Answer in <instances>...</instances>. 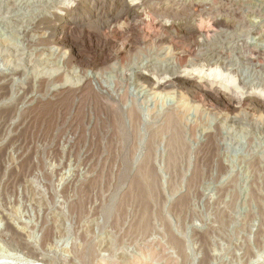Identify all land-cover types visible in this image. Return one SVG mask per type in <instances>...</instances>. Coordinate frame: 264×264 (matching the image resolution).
Segmentation results:
<instances>
[{
    "label": "rangeland",
    "instance_id": "rangeland-1",
    "mask_svg": "<svg viewBox=\"0 0 264 264\" xmlns=\"http://www.w3.org/2000/svg\"><path fill=\"white\" fill-rule=\"evenodd\" d=\"M65 1L0 0V111L15 108L0 114V264H264V110L248 102L230 112L187 86L153 90L140 77L216 67L239 94L264 92V0H214L198 14L191 4L209 0H149L147 13L159 10L149 11L151 36L116 37L108 62L85 71L57 43ZM221 18L229 24L217 26ZM167 23H198L210 35L181 38ZM87 72L113 87L111 104L85 96L75 113V102L54 96L20 112L32 95L78 85ZM170 112L182 122L174 136L164 130ZM73 134L80 146L57 147Z\"/></svg>",
    "mask_w": 264,
    "mask_h": 264
},
{
    "label": "bare ground",
    "instance_id": "bare-ground-1",
    "mask_svg": "<svg viewBox=\"0 0 264 264\" xmlns=\"http://www.w3.org/2000/svg\"><path fill=\"white\" fill-rule=\"evenodd\" d=\"M65 1V0H64ZM154 1V0H153ZM237 0H235L236 2ZM175 2V1H174ZM185 2V1H184ZM223 2V1H222ZM152 3V2H151ZM227 3V2H226ZM158 4V3H157ZM217 6V3L214 2V0L209 1H201L197 3H193L190 6V9H194L193 11L198 13H203L206 10L210 9L211 6L215 5ZM235 4V3H234ZM240 4V2H239ZM243 3H241L242 5ZM149 5V0H67L63 3L61 7V11L59 13L55 14L56 22L53 25V28L57 32V43L61 47H69V51L65 53V61L69 63L71 60L76 59L81 65L80 69L84 70V65L87 64H99L101 62L106 61L108 58V50L110 52L112 51V47H114L115 38L120 37L124 35L126 32H131L133 35V38H135L136 41L146 40L147 36H151V30L155 27V24L153 21H151L152 14L149 12L150 10H154L155 12H158L159 10L154 7L150 8L148 13L146 10L147 6ZM162 5V4H161ZM235 6V5H234ZM150 7V6H149ZM161 7V6H160ZM240 7V6H239ZM164 8V7H162ZM180 8V7H179ZM178 8V9H179ZM160 9V8H159ZM169 9V8H168ZM181 9V8H180ZM261 9V8H260ZM165 11V10H164ZM163 11V12H164ZM167 11V10H166ZM174 11V10H173ZM176 11V10H175ZM178 11V10H177ZM162 12V11H161ZM162 12V13H163ZM168 12V11H167ZM170 13V12H169ZM177 13V12H175ZM174 13V14H175ZM179 13V12H178ZM215 13V12H214ZM146 14H149L151 18L146 19L143 18L146 16ZM171 14V13H170ZM52 15V14H51ZM195 14H193L194 16ZM201 17V16H200ZM199 17V18H200ZM220 18V17H219ZM186 19V18H185ZM216 19L215 24L217 26L221 25H227L229 24V21ZM37 20V19H36ZM157 20V19H156ZM163 20V19H162ZM194 20V19H193ZM41 20H39L40 22ZM122 21H126L127 23H122ZM197 21V20H196ZM38 22V23H39ZM43 22V21H42ZM95 23L96 29H92L90 27H93L92 25L90 27L89 24ZM163 23V21H161ZM168 22V20H167ZM170 22V21H169ZM174 22V21H173ZM199 22V21H197ZM204 22V21H203ZM156 23V22H155ZM159 23L158 24H162ZM165 23V22H164ZM163 25V24H162ZM231 25V23H230ZM160 26V25H159ZM165 29L174 30L176 33L181 34L179 37L185 36V38H196L199 37V35H204L205 32L208 33L201 24L198 23H192V24H165ZM37 27V26H36ZM215 27V26H214ZM214 27H211L212 29ZM159 28V27H158ZM208 28V27H207ZM210 28V27H209ZM210 28V30H211ZM78 29V30H76ZM105 29H110L109 31L112 33V36H108L103 31ZM166 29V30H167ZM42 30V29H41ZM53 30V29H52ZM79 31L80 35L78 37L74 36V31ZM107 31V30H106ZM171 31V32H172ZM156 32V31H155ZM174 33V32H173ZM210 33V32H209ZM208 33V34H209ZM155 34V33H154ZM175 34V33H174ZM207 34V35H208ZM128 35V34H127ZM126 35V36H127ZM158 35V34H156ZM162 35V33H161ZM210 35V34H209ZM77 36V35H76ZM208 37V36H207ZM121 38V37H120ZM155 38V37H154ZM168 38V37H167ZM176 38V37H175ZM157 39V37H156ZM195 39V40H196ZM202 39V38H201ZM208 40V39H207ZM206 40V41H207ZM134 41V40H133ZM159 41H165V38L163 36H160ZM168 41V40H167ZM203 41V40H202ZM142 42V41H141ZM145 42V41H144ZM200 42V41H199ZM132 43L130 45L124 44L122 52H127L130 48H132ZM135 43V42H134ZM140 43V42H139ZM152 43V42H151ZM190 43V42H189ZM123 44V43H122ZM169 44V43H168ZM129 46V47H128ZM85 49L91 50V52H94V56H88L87 54H84L83 51ZM194 49V48H193ZM120 50V49H119ZM131 50V49H130ZM88 51V50H86ZM108 51V52H107ZM259 51V50H258ZM109 52V53H110ZM214 52V51H212ZM256 52V51H255ZM205 53V52H204ZM261 53V51H260ZM92 54V53H91ZM178 60L183 62L186 60L187 56H189V52L184 51L177 53ZM191 54V53H190ZM217 54V53H216ZM256 54V53H255ZM263 54V53H262ZM261 54V56H262ZM206 55V53H205ZM205 55H203L205 57ZM258 55V54H257ZM256 55V56H257ZM216 57V56H215ZM214 57V58H215ZM115 58V57H114ZM164 59V58H163ZM109 59H107L106 62H108ZM166 61V60H165ZM205 61V59H204ZM210 61V60H209ZM212 61V60H211ZM76 63V62H75ZM110 63V62H109ZM78 64V63H77ZM149 64V63H148ZM200 64V63H199ZM94 65V66H95ZM106 65V64H104ZM184 65V64H183ZM194 66V65H193ZM78 67V68H79ZM86 67V66H85ZM101 68V67H100ZM146 68V67H145ZM202 68V67H201ZM115 69V68H114ZM147 69V68H146ZM93 70V69H91ZM143 70V69H142ZM85 71V70H84ZM94 71V70H93ZM150 71V70H149ZM148 72V71H147ZM155 72V71H154ZM80 73V72H78ZM95 73V72H94ZM98 73V72H97ZM93 74L92 72L85 73L83 79L80 78V83L76 85L68 84L66 83H59L56 84L52 89H49L45 96L35 95L32 100H29V103L26 105L25 108H22L23 111L32 110L39 107L41 104H43L45 101L51 102L53 100L54 96L57 97V100L59 99L60 104L64 103L66 104L68 101L72 100L74 103V112L76 113L77 110H80V105L83 102L82 98L85 96H94L97 95V97L101 98V101H103L105 104H111V93L114 92L113 87H109V85H102L99 82V76L100 74ZM99 73H101L99 71ZM82 75V73H81ZM8 76V75H7ZM102 77V75H100ZM167 76V75H166ZM163 77V76H157L154 74H147L146 72H141L140 77L143 78L147 83L150 84L153 90H160V89H166L171 86H176V84L179 86L184 85L187 86V88L190 90L191 93H202L204 96H206L208 99H210L212 102L216 103L221 108H225L226 110L230 112H235L240 106H243L244 104L251 102L254 109L256 110H264V92L257 93L256 91H252L253 93L247 94V95H241L239 94V91L237 92L236 87L233 88V80H225L222 77V73L218 70L216 67L209 68V70H202L197 71L192 66H186L179 72H177L173 76L169 77ZM100 77V78H101ZM105 79V78H104ZM45 81V80H44ZM43 81V82H44ZM106 81V80H105ZM93 83V84H92ZM103 83V82H102ZM107 84V81L105 82ZM110 84V82H108ZM114 83V82H113ZM118 83V82H117ZM0 82V90L6 88L7 84H2ZM74 84V83H73ZM112 84V82H111ZM31 86V85H30ZM125 86V85H124ZM183 86V87H184ZM104 87H106L104 89ZM141 88V87H140ZM8 90V89H7ZM27 90V89H26ZM25 90V91H26ZM3 91V90H2ZM24 91V92H25ZM42 91V90H41ZM5 92V91H4ZM32 92V91H31ZM128 92V90H127ZM2 94V93H1ZM130 94V93H129ZM246 94V93H245ZM120 96V95H118ZM31 97V98H32ZM203 97V96H202ZM21 98V97H20ZM115 98V97H114ZM120 98V97H119ZM27 99V98H26ZM121 99V98H120ZM116 101V100H115ZM118 101V100H117ZM121 101V100H120ZM133 101V100H132ZM95 102V101H94ZM131 102V100H130ZM20 103V102H19ZM27 103V102H26ZM122 103V102H121ZM21 104V103H20ZM127 104V103H126ZM125 104V106H126ZM130 104V103H128ZM135 104V103H134ZM24 105V104H23ZM15 106V105H14ZM128 106V105H127ZM3 109L0 111V114H4L7 112L13 111L15 108L9 107ZM89 107V106H87ZM123 107V106H122ZM131 107V106H130ZM129 107V108H130ZM135 107V106H134ZM13 108V110L11 109ZM250 108V107H249ZM19 109V108H18ZM21 109V108H20ZM124 109V108H123ZM91 110V109H90ZM131 110V109H130ZM129 110V111H130ZM137 110V109H136ZM135 109L132 111H128L126 119L131 121L130 116L135 114ZM85 111V110H84ZM19 112V113H20ZM127 112V111H125ZM80 113V112H79ZM18 114V113H17ZM27 114V113H26ZM99 114H101L99 112ZM124 114V113H123ZM126 114V113H125ZM124 114V115H125ZM9 115V114H8ZM166 115V114H165ZM76 116V114H75ZM73 115L72 121L73 123L70 125V127H75L77 125V118ZM95 116V115H94ZM136 116V114H135ZM5 117V116H4ZM21 117V116H20ZM84 117V116H83ZM82 117V118H83ZM95 118V117H94ZM136 118V117H134ZM133 120L135 121V119ZM124 119V118H123ZM166 119V118H164ZM163 119V120H164ZM180 116L175 114L174 112H170L169 115H167V124H166V133H169L167 131L173 132L170 135L179 134L182 130L180 125L178 124L181 122ZM25 120V117L24 119ZM82 120V119H81ZM127 120V121H128ZM161 120V119H160ZM233 120V119H232ZM6 121V120H5ZM96 121V120H95ZM126 121V122H127ZM137 121V120H136ZM74 122H76V125L74 126ZM88 122V121H87ZM94 122V121H93ZM132 122V121H131ZM158 122V121H157ZM163 123V122H162ZM182 123V122H181ZM15 125V124H14ZM19 125V124H18ZM93 125V124H92ZM150 125V124H149ZM163 125V124H162ZM137 126V125H136ZM135 126V127H136ZM27 126H24L25 128ZM90 127V126H89ZM146 127V126H145ZM184 127V125H183ZM2 128V127H1ZM16 128V127H15ZM22 128V127H21ZM18 129V128H17ZM135 129V128H134ZM137 129V128H136ZM158 129V128H157ZM161 129V127H159ZM162 129V130H163ZM184 129V128H183ZM16 130V129H15ZM24 130V129H23ZM155 130V129H153ZM179 130H181L179 132ZM136 131V130H135ZM215 131V130H214ZM23 132V131H22ZM156 132V131H155ZM159 132V131H158ZM156 132V133H158ZM179 132V133H178ZM207 132V131H206ZM218 132V131H215ZM21 133V132H20ZM155 133V134H156ZM160 133L162 134L163 132ZM15 134V133H14ZM152 134V132H151ZM154 134V132H153ZM211 132L209 133V137L211 136ZM19 135V134H18ZM16 135V136H18ZM21 135V134H20ZM159 135V134H158ZM13 136V135H12ZM15 136V135H14ZM22 136V135H21ZM70 136V135H69ZM74 136V137H73ZM73 136L69 138V140L66 141V145H64L63 142H59L57 147H77L81 145V138L78 134H73ZM144 136V135H143ZM153 137V136H152ZM155 137V136H154ZM207 137V136H206ZM15 138V137H13ZM21 138V137H20ZM64 138V136H63ZM67 138V137H66ZM17 139H19L17 137ZM61 139V138H60ZM65 139V138H64ZM92 139V138H91ZM13 140L10 138V141ZM20 140V139H19ZM170 140V139H169ZM17 141V140H16ZM23 141V140H22ZM61 141V140H60ZM63 141V139H62ZM7 144V143H6ZM9 144V143H8ZM7 144V145H8ZM92 144V143H91ZM14 146V145H13ZM149 146V145H148ZM18 149V148H17ZM57 150V149H56ZM72 150V149H71ZM4 151V150H3ZM58 151V150H57ZM62 151V150H61ZM64 151V150H63ZM65 152V151H64ZM152 152V148L150 149V153ZM4 153V152H3ZM66 154V153H65ZM151 156L150 154H148ZM147 156V157H149ZM28 157V156H27ZM26 157V158H27ZM22 158H24L22 156ZM25 158V159H26ZM62 158V157H61ZM28 159V158H27ZM149 159V158H148ZM30 160V159H29ZM63 160V159H62ZM138 160V159H137ZM141 160V159H140ZM23 161V160H22ZM26 161V160H25ZM21 162V161H20ZM24 162V161H23ZM27 162V161H26ZM31 162V161H30ZM144 162V161H143ZM148 162V161H147ZM14 163V162H13ZM145 163V162H144ZM22 164V163H20ZM11 165V164H10ZM31 165V163H30ZM33 165V164H32ZM77 166V165H76ZM2 167V166H1ZM0 167V174L2 172V168ZM22 167V166H21ZM13 170V168H10ZM15 169V168H14ZM51 170V168H50ZM4 172V171H3ZM15 172V171H14ZM17 172V171H16ZM26 172V171H25ZM48 173V172H47ZM53 173V172H52ZM45 174V173H44ZM81 174V173H80ZM89 174V173H88ZM46 176V175H45ZM48 176V175H47ZM51 176V175H50ZM72 180V179H71ZM65 182V181H64ZM63 183V182H62ZM70 183V182H69ZM72 183V182H71ZM74 185V184H73ZM62 186V185H61ZM66 186V185H65ZM54 188V187H53ZM57 190V189H56ZM61 191V190H60ZM69 191V190H67ZM55 194V193H54ZM53 194V195H54ZM66 196V195H65ZM69 196V195H68ZM72 197V196H71ZM70 197V198H71ZM69 198V199H70ZM74 198V197H73ZM72 200V199H71ZM73 201V200H72ZM67 203V200H66ZM72 203V202H70ZM75 203V202H74ZM76 204V203H75ZM10 221V220H9ZM45 223V222H44ZM8 225V224H7ZM46 226V225H45ZM10 227H12L10 225ZM45 228V227H44ZM7 229V228H6ZM49 229V228H48ZM50 231V230H49ZM45 232V231H44ZM15 236V235H14ZM45 237V236H44ZM53 237V235H52ZM19 238L20 234H19ZM23 238V237H22ZM47 238V237H46ZM49 239V238H48ZM174 241V240H173ZM177 241V239L175 240ZM24 242V240L22 241ZM27 242V240L25 241ZM180 242V241H178ZM176 242V243H178ZM23 244V243H22ZM178 245H180L178 243ZM34 247V246H33ZM87 247V246H86ZM28 248V246H27ZM38 248V247H37ZM76 248V247H75ZM82 248V247H81ZM31 249V247H30ZM36 248L32 249V251L35 253ZM80 249V248H79ZM75 250V249H74ZM184 250V249H183ZM82 252V251H81ZM37 253V252H36ZM38 254V253H37ZM84 254V252H83ZM36 255V254H35ZM87 259V257H86ZM64 264V263H63Z\"/></svg>",
    "mask_w": 264,
    "mask_h": 264
}]
</instances>
